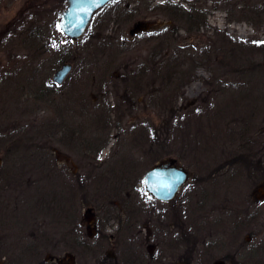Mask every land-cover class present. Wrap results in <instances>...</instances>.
<instances>
[{"label":"rangeland","instance_id":"374dc122","mask_svg":"<svg viewBox=\"0 0 264 264\" xmlns=\"http://www.w3.org/2000/svg\"><path fill=\"white\" fill-rule=\"evenodd\" d=\"M263 3L112 0L69 40L57 25L65 0H0V73L10 78L0 85V264H69L67 254L72 264H125L131 255L88 238L93 229L80 222L90 206L103 231L117 234L116 211L103 200L106 171L83 159L81 192L80 162L54 175L78 147L66 135L51 140L50 130L64 113L57 106L74 101L79 67L84 104L72 119L86 151L106 143V155L117 146L137 161L140 176L160 157L175 158L190 174L173 200L129 205L143 220L138 229L131 223L132 244L144 248L129 249L131 259L264 264V11L256 10ZM147 19L168 22L131 37L132 24ZM64 61L72 71L50 87ZM103 76L107 82L94 85ZM125 92L147 108L121 107ZM156 245L164 249L151 255Z\"/></svg>","mask_w":264,"mask_h":264},{"label":"flooded vegetation","instance_id":"af4514ba","mask_svg":"<svg viewBox=\"0 0 264 264\" xmlns=\"http://www.w3.org/2000/svg\"><path fill=\"white\" fill-rule=\"evenodd\" d=\"M241 2H243V0H240ZM256 6H258L256 8V10L259 11H264V3L263 4H257ZM162 30V29H161ZM165 32V31H164ZM163 33L162 31L160 32V34ZM72 70H70L68 72V74L66 75V77L64 78V80L60 83V84H55L52 81H50L49 86L50 87H59L61 86L66 79L68 78L70 72ZM78 74L77 76H75L77 78L76 84L77 86H75V90H73L71 88V93H72V97H74V101H72V103L66 105V106H57V109H61L64 110V113L62 112V116L58 119L53 120V122H51V124H53L54 127L51 128L50 130V138L51 140H57V141H61L60 139H62L65 135H66V143H70L72 142V144H77L76 146H78L77 148H75L74 150H71L70 152H68L69 156L65 155V157H63V163L62 165H56V170L54 175L56 176V178L58 179V175H68V169L70 168L72 171L73 169H75L74 164H75V160L76 163H78L77 167L76 166V173H77V184H78V188L79 191L81 190L80 188H82L83 185V175H81L80 172H84V162L85 160L83 159H87L88 161L90 160V163L92 165V168H98L101 171L105 170L106 171V175H107V186H109L110 188V192L108 193V196L103 199L105 203H107L105 206L106 210H109V205L111 209H114L116 211V213L113 215V218L115 219V228L116 229V235L115 234H108L106 233L104 230V221H102V216L101 217H97L96 216V212L93 211V209L89 206L87 207L86 211L87 213L84 214L82 216V219L80 222H82V224L88 219H91V222H85L86 227H91L93 229V231H88L87 235L89 236V238H93L95 236H97L98 240H102L104 241L106 239V241H108V243L113 244L111 246V249H144L143 247H140L138 245H134V243L132 244V239L134 238V236L132 235V233H134L136 230L135 226L132 227V221L133 224L136 223L137 225V229L142 227V223L143 220L140 219L139 216L137 218H133V215H130V206L129 205H144L145 199L148 200V198H151V196L147 193V191L143 188V183H142V175L140 176V172L141 170L139 169V167L137 166V161H135L134 159L131 160V157H129V155H126L128 152H124L122 153L121 151H118L117 146H115L113 149L108 150V152H106V155L102 154L104 152L103 149H100L103 145L104 147L106 146V143L102 144L101 146L95 147L93 148L94 150L88 152L84 149V141L82 138L83 135L81 134V129L82 128L81 124L74 122V120L72 118H76L79 119L80 117V110L83 109V100H81V98H83V94L81 93L82 85L83 84V69L79 67L78 69ZM9 74L7 72H2V74L0 73V85L2 87H4L5 84H9L10 83V78ZM104 77V76H103ZM102 77V78H103ZM94 85L95 84H99V83H106L107 82V78L104 77L103 81H101V77H96L94 79ZM30 83L31 79H30ZM6 85V86H7ZM5 86V87H6ZM70 97V98H72ZM123 99H127V102H123L121 103V107H124L127 110H131L130 113H132V111H141L142 109L147 108V106L144 104L142 105L141 101H130V97L131 95L127 96L126 92L123 93L122 95ZM133 98V96H132ZM103 100H101V102H99V100L94 101L93 104L96 106H101ZM75 103V104H74ZM134 109V110H133ZM74 112H76L74 114ZM68 116V117H67ZM133 118L131 117L130 119L127 118L124 119L127 123L132 120ZM120 122H122V118H120ZM54 134V136H58L59 139H55L54 136H52ZM82 135V136H81ZM68 136V137H67ZM57 138V137H56ZM76 139V140H75ZM96 141V140H94ZM114 143V142H113ZM96 145V143L94 144ZM113 145V144H112ZM49 147L53 148L52 145H50ZM57 151V150H56ZM49 156L51 157L52 155V151L49 152ZM64 156V155H63ZM76 158V159H75ZM2 161V154L0 152V163ZM103 163V164H102ZM54 176V177H55ZM75 176V175H74ZM181 190V189H180ZM179 190V192H180ZM81 192V191H80ZM178 192V194H179ZM145 196V197H144ZM152 199V198H151ZM163 202V201H161ZM169 202V201H168ZM165 203V202H163ZM108 207V209H107ZM124 211V212H122ZM145 216V215H144ZM140 219V220H139ZM84 221V222H83ZM121 233V236H120ZM90 234V235H89ZM126 235L129 239H127V242L123 240V237ZM159 235V233H158ZM135 238H137V235L135 236ZM121 241H123L124 245H120L118 246V243H120ZM128 243V244H127ZM145 249H152L150 246L145 247ZM155 249H164V247H159L156 245V247H153V251L150 252L151 255H153V252H155ZM127 250V253H131L130 256H128L124 261L125 264H139V261H135L136 259H131L137 256L135 255V253L130 252ZM160 252V251H158ZM152 260H154L153 257H151ZM134 261V262H133ZM128 262V263H126ZM223 264H225V262L223 261Z\"/></svg>","mask_w":264,"mask_h":264},{"label":"water","instance_id":"95a60500","mask_svg":"<svg viewBox=\"0 0 264 264\" xmlns=\"http://www.w3.org/2000/svg\"><path fill=\"white\" fill-rule=\"evenodd\" d=\"M110 0H66V4L60 12L58 27L64 36L70 39L80 37L88 27L94 13L103 7ZM156 20H138L129 30L130 34L136 31L146 30L150 27L160 25ZM69 62L62 63L52 76L56 83H60L70 70ZM187 170L176 164V159L172 157L160 158L151 165L143 174V183L146 191L153 198L168 201L174 198L181 185L187 180ZM69 264H72L73 257L67 254ZM213 264H223L218 260Z\"/></svg>","mask_w":264,"mask_h":264}]
</instances>
